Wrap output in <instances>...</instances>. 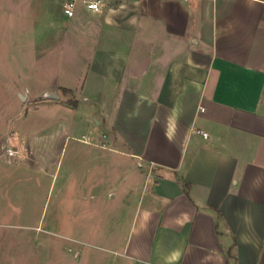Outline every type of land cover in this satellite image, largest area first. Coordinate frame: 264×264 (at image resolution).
<instances>
[{"label": "crops", "instance_id": "0c3cea01", "mask_svg": "<svg viewBox=\"0 0 264 264\" xmlns=\"http://www.w3.org/2000/svg\"><path fill=\"white\" fill-rule=\"evenodd\" d=\"M129 5L106 12L120 44L83 83L96 104L114 86L111 134L80 140L89 127L68 109L81 102L60 96L46 100L52 123L9 137L8 162L54 193L38 253L21 238V260L264 264V0Z\"/></svg>", "mask_w": 264, "mask_h": 264}, {"label": "rangeland", "instance_id": "374dc122", "mask_svg": "<svg viewBox=\"0 0 264 264\" xmlns=\"http://www.w3.org/2000/svg\"><path fill=\"white\" fill-rule=\"evenodd\" d=\"M67 1L0 0V264H26L25 258L21 260L25 253L21 238L28 237L31 253H38L31 240L43 238V222L53 221L54 193L47 198L50 178L34 166L20 168L7 160L9 149L17 151L13 137L53 122L47 99L37 97L51 89L62 99L81 102L79 109H68L73 118L82 120V129L85 124L89 127L77 134L80 140L86 139L82 134L92 139L90 127L100 137L111 134L110 111L104 116L101 112L111 105L114 86L105 84L102 101L96 104L84 101L91 93L83 90V83L90 78L88 64H101L103 51L120 44L119 27L109 24L106 12L116 15L119 7L129 8L132 0H103L98 12L86 7L88 0H75L73 17L64 13ZM6 146L12 148L6 150Z\"/></svg>", "mask_w": 264, "mask_h": 264}, {"label": "built area", "instance_id": "2783aa9c", "mask_svg": "<svg viewBox=\"0 0 264 264\" xmlns=\"http://www.w3.org/2000/svg\"><path fill=\"white\" fill-rule=\"evenodd\" d=\"M86 7L93 12H98L103 8V0H88L85 1ZM64 13L69 16L73 17L76 14V1L75 0H68L64 3ZM202 132V131H200ZM204 136H207L206 132H202ZM9 153H13L11 149L8 150Z\"/></svg>", "mask_w": 264, "mask_h": 264}, {"label": "water", "instance_id": "95a60500", "mask_svg": "<svg viewBox=\"0 0 264 264\" xmlns=\"http://www.w3.org/2000/svg\"><path fill=\"white\" fill-rule=\"evenodd\" d=\"M20 96H21V98H22L23 100H26V99H27V96L24 95L23 93H20ZM42 98H43V99H59L60 96H59V94H58L57 91H47V92H45L44 94L38 96V97H37V100H38V99H42Z\"/></svg>", "mask_w": 264, "mask_h": 264}, {"label": "trees", "instance_id": "16d2710c", "mask_svg": "<svg viewBox=\"0 0 264 264\" xmlns=\"http://www.w3.org/2000/svg\"><path fill=\"white\" fill-rule=\"evenodd\" d=\"M65 89H66L65 91H68V92L70 91V90L67 89V88H65ZM68 103L74 106V105L76 104V101L72 102V100H71V101H68Z\"/></svg>", "mask_w": 264, "mask_h": 264}, {"label": "clouds", "instance_id": "9594fccd", "mask_svg": "<svg viewBox=\"0 0 264 264\" xmlns=\"http://www.w3.org/2000/svg\"><path fill=\"white\" fill-rule=\"evenodd\" d=\"M176 258H177V259L179 258V253H176Z\"/></svg>", "mask_w": 264, "mask_h": 264}]
</instances>
